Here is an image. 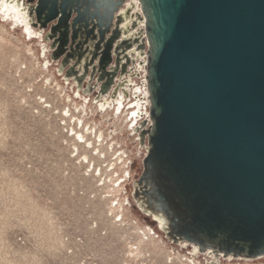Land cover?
Segmentation results:
<instances>
[{
	"label": "water",
	"instance_id": "obj_1",
	"mask_svg": "<svg viewBox=\"0 0 264 264\" xmlns=\"http://www.w3.org/2000/svg\"><path fill=\"white\" fill-rule=\"evenodd\" d=\"M136 1L134 39L123 41L127 0H16L77 91L88 72L76 71L78 51L94 42L97 98L128 85L124 73L138 76L142 52L126 57L117 77L118 61L145 40L149 121L135 128L146 155L133 199L174 243L216 259L262 258L264 0ZM129 3L126 16L135 8Z\"/></svg>",
	"mask_w": 264,
	"mask_h": 264
},
{
	"label": "rangeland",
	"instance_id": "obj_2",
	"mask_svg": "<svg viewBox=\"0 0 264 264\" xmlns=\"http://www.w3.org/2000/svg\"><path fill=\"white\" fill-rule=\"evenodd\" d=\"M6 2L10 3L11 0H0V201L9 200L8 197L16 195L12 188L16 183L46 181L57 187L51 191L64 193L72 205L76 206L78 201L83 207L87 205V209H82L80 213L82 216L95 214V264H104L99 258L108 263L109 258L118 256L125 246L133 247L132 249L138 246L134 230L136 226L144 225L155 229V232L167 241V250L164 249L161 253L150 252V248L147 251L141 247L139 250L142 256L135 257L133 250L130 263L180 264L176 259L171 263L166 261L169 246L177 248L181 254H187L191 248H181L182 243L167 239L158 226L152 225V216L139 208L133 199V186L143 173L142 162L146 149L145 146H140L139 135L132 131L144 121L148 125V117L141 119L138 125L135 123L132 128L131 123L135 119L137 122L138 119L135 117L130 120L128 116L135 111V107L125 110L128 96L124 98L123 109H118L114 103L101 110L95 105L94 94L82 93L80 97H85L88 102L85 104L86 111L88 108L92 111L89 109L86 115L74 113L70 102L81 107V101L75 100L65 90L64 94L56 87L54 81L62 87L66 84L57 72V64L50 62L48 55L51 65L48 70H44V59L40 53L42 45L45 44L42 37L37 45V30L29 27L20 7ZM127 4L129 0L125 8ZM132 11L130 13H133ZM125 18L132 21L128 17ZM137 23L140 26V22ZM29 47L34 50L36 58L38 56L40 59L39 64L36 58L28 53ZM140 52L144 55L139 56L136 63L146 60L145 40L143 49H139L136 54ZM142 66L143 64L136 68L138 76L130 78L134 86L127 91L129 94L138 91L146 97L145 70ZM47 77L52 80L50 86L46 84ZM73 85L70 84L68 91L72 90ZM73 91H77L75 87ZM66 95L70 102L67 101ZM139 96L138 93L135 97L130 96V100L133 102ZM142 106L147 108L144 111L148 113V106ZM66 107L74 117L83 120L85 130L78 127L77 131H83L92 145L77 142L70 130L76 128L74 119L69 121L62 114ZM93 111L109 114L124 123L125 127L120 126V123L113 126L117 120L103 122ZM87 130L91 134L89 131L86 133ZM99 131L103 134L101 139L96 137ZM85 155L88 161L83 160ZM43 184L38 182V185ZM35 192L48 193L40 188H36ZM127 199L130 201V207L126 206ZM118 204L123 205L122 211L110 210V207L118 208ZM1 207L0 205V213ZM118 213L123 215L122 222L120 216L115 217ZM197 258L202 264H264V257L255 260L223 257L216 259L198 253Z\"/></svg>",
	"mask_w": 264,
	"mask_h": 264
},
{
	"label": "built area",
	"instance_id": "obj_3",
	"mask_svg": "<svg viewBox=\"0 0 264 264\" xmlns=\"http://www.w3.org/2000/svg\"><path fill=\"white\" fill-rule=\"evenodd\" d=\"M12 188L16 195L0 201V264H95V214H80L87 205L78 200L72 205L42 180ZM36 188L48 193H36ZM139 249L125 246L108 263L99 260L131 264L133 250L135 257L142 256Z\"/></svg>",
	"mask_w": 264,
	"mask_h": 264
},
{
	"label": "bare ground",
	"instance_id": "obj_4",
	"mask_svg": "<svg viewBox=\"0 0 264 264\" xmlns=\"http://www.w3.org/2000/svg\"><path fill=\"white\" fill-rule=\"evenodd\" d=\"M135 2H133L134 3V5L138 8V12H139V4H138V2L136 1V0H134ZM6 4H11V5H14V6H16V7H20L21 9H22V4L21 3H17L16 2V0H12L10 3H8V2H6ZM125 8V7H124ZM126 9V8H125ZM23 12V11H22ZM122 13H125L126 12V10H122L121 11ZM23 14H24V18L26 19V21H27V23H28V19H27V17H26V14L23 12ZM7 15V14H6ZM129 19V18H128ZM128 21L129 20H125V24H122L123 25V27L125 28V30L127 29V27H128ZM140 28H143L144 26H143V22H140V26H139ZM6 29V28H5ZM4 29V30H5ZM35 31V30H34ZM36 32V31H35ZM127 35H128V33H127ZM35 36H36V38H37V41H38V43H37V45L39 44V42L41 41L40 39V36H39V34L36 32V34H35ZM40 46V45H39ZM42 50H40V53H41V57L44 59V61H43V65H44V70H48L49 69V65H51L50 64V62L48 61V57H47V55L48 54H46V50H47V48H45L44 49V45H42ZM28 53L32 56V57H34V58H36V55H35V53H34V50L32 49V48H28ZM134 51V50H133ZM136 55H134V57H135ZM36 61L38 62V64L40 63V59L38 58V56H37V58H36ZM36 63V62H35ZM145 60L143 61V66H142V68H144V70H145ZM139 66V63H136V65H135V69L137 68ZM38 68V67H37ZM137 72V71H136ZM145 76V75H144ZM63 79V78H62ZM46 81V80H45ZM51 79H50V77L48 78L47 77V82H46V84H47V86H50L51 85ZM129 81H131L130 80V77H127L126 79H125V84H128V85H123V87H121V88H119L118 89V91L115 93V94H112V91H113V88H112V90H111V92L109 93V94H107V95H105V96H100V97H96V95H97V90H96V95H95V105H97V107L99 108V109H101V110H103L104 108H106V107H108L109 105H111V104H116L115 106H117L118 107V109H123V101H124V98L125 97H127L128 96V98H126V105H124V107H126L125 108V110H131L132 109V107H135V111H132L131 113H129V117H130V120L132 119L133 120V118H135V117H137V119H138V121L136 122V119H135V121H133L132 123H131V126H132V128H133V126H135V123H136V125H138L141 121V119H143V118H147L148 117V113L147 112H145L144 111V109H147L146 107L144 108V106H142V105H145V106H148L147 105V101H148V93H147V91H146V97H144L143 96V94H140L141 92H138L137 91V93H138V95H140L138 98H136L135 99V101H131L130 100V96H134L135 97V95L137 94V93H132V94H129V91H127V90H130V89H132L133 88V84L132 83H129ZM55 82V85H56V87L59 89V90H61L64 94H66L65 92L67 91L68 93H70L72 96H73V98L76 100H80L81 102V107H79V106H77L74 102H70V100H69V98H68V96L66 95V97H67V101L68 102H70L71 103V105L73 106V110H74V113H77V114H87L88 112V110L90 109V108H88V110L86 111V108H85V104L87 105V99L84 97V98H81L80 97V91H76V92H74L73 91V87H74V85H73V87H71L72 88V90H70V91H68V88H69V86H70V84L71 83H69V82H64L66 85L64 86L63 85V87L61 86H59L57 83H56V81H54ZM144 83H145V80H144ZM145 85H146V83H145ZM52 87V86H51ZM146 89V88H145ZM64 90H65V92H64ZM83 96V95H82ZM120 96V97H119ZM88 97V96H87ZM66 99V98H65ZM82 99V100H81ZM118 99H119V101H118ZM118 101V102H117ZM147 102V103H146ZM68 106V105H67ZM91 110V109H90ZM92 111V110H91ZM91 111H90V113H91ZM56 112V111H55ZM63 112L64 113H62L63 114V116L65 117V118H68L69 119V121H71L72 119H74L73 121H75V123H76V128L74 129V128H71L70 130L72 131V133H73V136L77 139V142H80V143H83L84 145H92V143H91V141H89V140H87V138H86V135L83 133V131L82 132H80V131H77V128L78 127H81L83 130H85L84 129V127H86L85 125H83V120L82 119H80V118H78V117H74L71 113H70V110H69V108H67L66 107V109L65 110H63ZM94 112V111H93ZM117 112V111H116ZM97 116H99V117H101V119L103 120V122H106V123H109V122H113V121H116L117 120V122H116V124H114V123H112V125L113 126H115V125H117V124H119L120 123V126H124L125 127V124L124 123H122L120 120H118V119H114L113 118V116H110L109 114H100V113H98V112H94ZM89 116V115H88ZM82 118V117H81ZM86 118V117H85ZM88 124V123H87ZM94 124V123H93ZM99 124V123H98ZM97 124V125H98ZM108 125V124H107ZM110 125V124H109ZM121 128V127H120ZM135 128H136V126L133 128V131L132 132H135ZM89 130H87L86 131V133L88 132ZM109 132V131H108ZM89 133L91 134V132L89 131ZM102 136H103V134L101 133V131H99L98 132V134L96 135V137L98 138V139H101L102 138ZM124 154V153H123ZM121 158V157H120ZM122 159V158H121ZM83 160H86V161H88V157L85 155V156H83ZM119 160V159H118ZM134 181V180H133ZM125 190V189H124ZM117 203V202H116ZM117 206V205H116ZM126 206H128V207H130L131 205H130V201L127 199V204H126ZM110 210L111 211H113V210H116V211H122L123 210V205H119L118 204V208H111L110 207ZM132 210V209H131ZM119 217L120 216V221L122 222V220H123V215L122 214H120V213H118L115 217ZM140 218V217H139ZM119 221V222H120ZM151 222H152V225H156V226H158V228L160 229V228H162V226H163V221L161 220V219H157V218H152L151 219ZM123 224V223H122ZM134 233H135V235H136V237H137V243L139 244L138 246H139V248H141V247H143V248H146L147 249V251H148V248H150L149 249V251L150 252H162L164 249H166L167 250V247H168V244H167V241H164L163 239H162V237L158 234V233H156L155 232V229H153L152 227H150V226H148V225H144V226H142V227H138V226H136L135 227V230H134ZM138 246H136V247H134V249H138ZM184 247H187V245L186 244H182V247L181 248H184ZM188 247H190V246H188ZM133 248V247H132ZM191 248V251L190 252H188L187 254H181L182 252H180L177 248H174V247H170L169 246V249H168V252H169V255H168V257H167V260L166 261H168V262H170L171 263V261L172 260H174V259H176V260H178V262L180 263V264H202V263H200L198 260V251H197V249L196 248H194V247H190ZM182 250V249H181ZM208 257H210V256H208ZM210 259V258H209ZM204 260V259H203ZM207 263H208V261H207ZM168 264V263H167Z\"/></svg>",
	"mask_w": 264,
	"mask_h": 264
},
{
	"label": "flooded vegetation",
	"instance_id": "obj_5",
	"mask_svg": "<svg viewBox=\"0 0 264 264\" xmlns=\"http://www.w3.org/2000/svg\"><path fill=\"white\" fill-rule=\"evenodd\" d=\"M122 13V12H121ZM125 17L126 15L124 13H122V18H123V22H125ZM121 22L119 24V30H120V33H121V39H123V41H128V40H133L134 39V33H135V29L133 28L132 24H131V27H127V29L125 30V28L123 27L122 23ZM133 21H131L132 23ZM122 25V26H121ZM129 32H131L129 34ZM128 33V35H127ZM89 39H91V36L89 35ZM91 40H89L88 42V45L84 47V49L82 51H78L79 53V56H80V66L79 65H76V71L77 72H80L79 73V76L80 75H83L84 74V67L86 66L88 68V72L86 73V77H85V81L83 83V86H82V89L80 90V93L84 94V95H92L94 94L95 95V92L96 90H98V87L100 85L96 83V79L98 78V74L96 73V70H95V73L92 72V67H91V64L90 63V59H91V54H89L92 50H91V47L94 45V42H90ZM96 43V42H95ZM120 47V46H119ZM118 47V49H120ZM139 47H137V45H133L132 44V47L131 49H128L126 51V54H125V58H120L121 60L118 61V65H119V71L117 73V77L120 75L121 73V64L123 66V68L127 67L128 69V66L125 59L126 57L128 59H131V55H136L137 51H138ZM134 50V51H133ZM89 52V53H88ZM115 56H113V62H112V65L111 67L113 68V70L115 69ZM95 64H96V61H95ZM95 74V75H94ZM94 76V77H93ZM93 77V80H89V78ZM123 79H125L126 77H128L125 73L122 75ZM96 87V89H94V86Z\"/></svg>",
	"mask_w": 264,
	"mask_h": 264
},
{
	"label": "crops",
	"instance_id": "obj_6",
	"mask_svg": "<svg viewBox=\"0 0 264 264\" xmlns=\"http://www.w3.org/2000/svg\"><path fill=\"white\" fill-rule=\"evenodd\" d=\"M128 8H130V3H129V4H127V6H126V9H125V10H127ZM135 11H138V8H137V7H135ZM135 11H134V9H133V11H132V12H135ZM125 13H126V12H125ZM125 13H124V14H125ZM129 13H130V12H129ZM129 13H128V15H127L126 17H128V18L130 19V15H131V13H130V14H129ZM125 20H126V18H125ZM130 24H131V21L129 20V21H128V26H129ZM126 78H127V77H126ZM129 83H132V82H131V81H129ZM95 95H96V93H95Z\"/></svg>",
	"mask_w": 264,
	"mask_h": 264
}]
</instances>
